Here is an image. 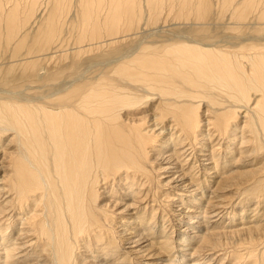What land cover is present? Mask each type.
<instances>
[{
  "label": "bare ground",
  "instance_id": "6f19581e",
  "mask_svg": "<svg viewBox=\"0 0 264 264\" xmlns=\"http://www.w3.org/2000/svg\"><path fill=\"white\" fill-rule=\"evenodd\" d=\"M54 1L0 0V264H264V0Z\"/></svg>",
  "mask_w": 264,
  "mask_h": 264
},
{
  "label": "rangeland",
  "instance_id": "374dc122",
  "mask_svg": "<svg viewBox=\"0 0 264 264\" xmlns=\"http://www.w3.org/2000/svg\"><path fill=\"white\" fill-rule=\"evenodd\" d=\"M40 1V4H42L44 7H48V9H49V11L50 10H52L53 8H54V3H55V1L54 0H39ZM44 2V3H43ZM79 5V4H78ZM74 34H69V36H67V38L68 39H70V38H72V39H75V37L73 36ZM72 36V37H71ZM179 193L180 194H182L180 191H179ZM175 198H177V197H175ZM178 200H179V198H177V204H175L174 202V204L176 205V206H178L179 204H178ZM179 222V223H178ZM177 223H175V225H180V226H185V224H182L181 223V221L179 220ZM186 228V227H185ZM184 228V229H185ZM182 231H184V230H182ZM215 257V255H211L210 257H207L206 259H205V261L202 263V264H207L208 262H210L211 260H212V258H214ZM219 264V263H218ZM226 264H228V263H226ZM230 264V263H229Z\"/></svg>",
  "mask_w": 264,
  "mask_h": 264
}]
</instances>
